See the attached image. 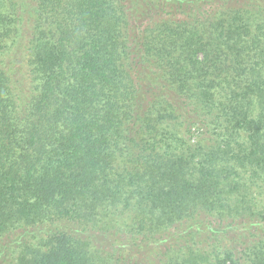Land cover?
I'll list each match as a JSON object with an SVG mask.
<instances>
[{"label":"trees","instance_id":"16d2710c","mask_svg":"<svg viewBox=\"0 0 264 264\" xmlns=\"http://www.w3.org/2000/svg\"><path fill=\"white\" fill-rule=\"evenodd\" d=\"M0 264H264V0H0Z\"/></svg>","mask_w":264,"mask_h":264},{"label":"rangeland","instance_id":"374dc122","mask_svg":"<svg viewBox=\"0 0 264 264\" xmlns=\"http://www.w3.org/2000/svg\"><path fill=\"white\" fill-rule=\"evenodd\" d=\"M24 232V231H23ZM24 235H25V233H24ZM19 237V236H18Z\"/></svg>","mask_w":264,"mask_h":264}]
</instances>
